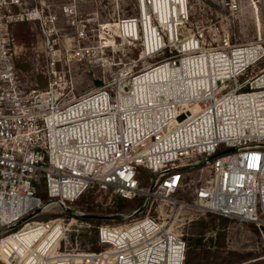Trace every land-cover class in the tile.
<instances>
[{"label":"built area","instance_id":"2783aa9c","mask_svg":"<svg viewBox=\"0 0 264 264\" xmlns=\"http://www.w3.org/2000/svg\"><path fill=\"white\" fill-rule=\"evenodd\" d=\"M46 1L0 0L8 22L39 23L50 76L44 89L27 86L14 70V38L0 37V223L34 216L43 204L39 183L62 206L93 188L143 201L126 222L98 228L95 251L67 247L63 218L28 221L1 239L41 229L16 264L31 254L28 264H185L187 240L170 223L175 208L237 218L264 233V69L248 76L264 43L231 45L227 36L208 46L206 32L189 33V0H136V15L101 26L138 46L146 65L76 95L73 71L60 61L104 52L111 34L81 47L80 40L95 43L94 26L90 33L79 18L77 0L61 6L72 17L71 37ZM226 4L239 8L238 0ZM182 189L190 199L175 196ZM149 200L158 201L156 213ZM47 240L45 254L31 252Z\"/></svg>","mask_w":264,"mask_h":264},{"label":"rangeland","instance_id":"374dc122","mask_svg":"<svg viewBox=\"0 0 264 264\" xmlns=\"http://www.w3.org/2000/svg\"><path fill=\"white\" fill-rule=\"evenodd\" d=\"M74 0H47L44 3L46 12L58 15V23L68 37L73 35L69 22L71 15L62 12V5ZM191 5V23L189 33L203 30L207 34L208 46H216L227 36L231 45L261 41L264 43V0H238L239 8L231 11L227 0H189ZM80 9V19L89 27L94 26L95 45L84 39L80 40L81 47H92L107 41L110 32L111 45L103 52L97 49L93 57L83 60L73 59L68 62L63 58L61 65H70L76 79L74 93L79 95L90 89L101 87L111 81L116 74H127V78L139 71L144 60L139 59L138 46L123 43L116 37L115 27L109 31L101 26L106 22L114 25L119 19L136 15L139 10L136 0H77ZM16 13L21 8L15 7ZM7 10L0 15V23L8 22ZM8 30L1 29L0 37L14 38L13 49L14 70L27 86H37L44 89L48 86V60L45 56L43 34L36 20H14L8 22ZM65 37V36H64ZM117 38L114 40V38ZM98 48V46L96 47ZM66 48L63 54L66 56ZM71 52V51H70ZM73 52V51H72ZM151 60H148L149 62ZM146 62V61H145ZM153 62V61H151ZM150 62V63H151ZM134 64H139L134 66ZM62 67V66H60ZM264 69V58L248 70V76L260 74ZM38 194L43 200L31 218H21L14 226L0 223V264H16L30 249L33 236L25 232L4 238L8 233L23 227L26 222L38 220L48 221L63 218L68 226L66 245L68 248L95 251L98 245V228L105 223L119 224L126 222L127 215L134 212L142 203V198L133 200L123 199L112 188H93L78 200L62 206L58 202L50 201L43 183L38 184ZM175 196L190 199L189 190L182 189ZM160 202V201H159ZM151 213H156L158 201L150 207ZM191 212L194 219L189 220ZM198 211L175 208L170 223L175 221L177 231L184 234L188 249L185 264H264V233L250 222H242L237 218H230L218 214H205L197 217ZM167 213H170L168 210ZM29 231V230H28ZM53 236H51L52 239ZM50 240H47V244ZM47 244L40 243L36 248L45 254ZM11 257L16 258L11 260ZM32 258L28 257V261ZM28 261H25L27 264Z\"/></svg>","mask_w":264,"mask_h":264},{"label":"bare ground","instance_id":"6f19581e","mask_svg":"<svg viewBox=\"0 0 264 264\" xmlns=\"http://www.w3.org/2000/svg\"><path fill=\"white\" fill-rule=\"evenodd\" d=\"M195 46V45H194ZM17 211H19V209L17 210ZM15 211H13V213H14ZM16 213V212H15ZM7 215L8 214H5L4 215V218H7ZM40 231H41V229L40 230H37V231H34V229H31V230H29V231H26V234L27 233H29V234H31L32 236H33V241H34V239L35 238H37L38 236H39V234H40ZM50 243V242H49ZM49 246H48V244L46 245V248H45V252L47 251V248H48ZM37 249V248H36ZM36 249L35 250H32L31 252H37L36 251ZM40 251H38V253H39ZM31 256V255H30ZM29 257V256H28ZM28 257L25 259V261H28L27 259H28ZM29 262V261H28ZM28 262H27V264H28ZM24 264H25V262H24Z\"/></svg>","mask_w":264,"mask_h":264},{"label":"water","instance_id":"95a60500","mask_svg":"<svg viewBox=\"0 0 264 264\" xmlns=\"http://www.w3.org/2000/svg\"><path fill=\"white\" fill-rule=\"evenodd\" d=\"M229 150H234V148H229Z\"/></svg>","mask_w":264,"mask_h":264}]
</instances>
